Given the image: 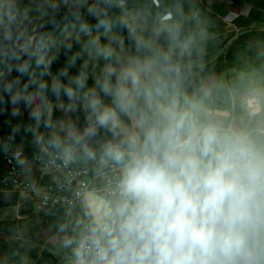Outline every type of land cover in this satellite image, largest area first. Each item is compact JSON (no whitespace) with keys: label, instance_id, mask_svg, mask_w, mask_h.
Wrapping results in <instances>:
<instances>
[{"label":"clouds","instance_id":"obj_1","mask_svg":"<svg viewBox=\"0 0 264 264\" xmlns=\"http://www.w3.org/2000/svg\"><path fill=\"white\" fill-rule=\"evenodd\" d=\"M60 3L77 21L87 7L104 29L102 44L80 23L89 36L82 51L105 61L102 74L89 87L85 62L70 76L76 54L52 76L51 41L28 30L29 10L19 0H0V103L7 98L13 115L23 104L35 128L52 129L46 142L39 134L36 142L65 166L78 155L98 156L102 167L118 169L114 195L97 203L78 239L65 240L66 247L75 245L74 264H264V128L210 120L203 99L186 93L191 64L184 58L191 57L193 42L181 39L174 20L157 17L143 36L127 19L109 16L114 7L126 13V0ZM45 4L59 7L54 0ZM35 11L48 15L44 4ZM113 27L128 28L134 54H124ZM45 76L52 77L50 84ZM49 92L62 111L82 107L83 129L61 123L58 134ZM101 130L106 138L96 141Z\"/></svg>","mask_w":264,"mask_h":264},{"label":"crops","instance_id":"obj_2","mask_svg":"<svg viewBox=\"0 0 264 264\" xmlns=\"http://www.w3.org/2000/svg\"><path fill=\"white\" fill-rule=\"evenodd\" d=\"M126 9L118 8L119 18L127 19L139 35L149 36L159 17L174 20L181 39L192 40V55L184 58L191 64L184 88L189 96L203 99L208 119L250 130L264 128V0H126ZM114 29L128 38L123 41L125 55L134 54L128 28L127 35ZM160 43L165 45L163 37ZM12 111L10 103H0V169L2 139L11 134L26 154L22 166L38 182L32 155L54 150L38 144L36 136L46 142L53 130L43 124L35 128L31 109L23 104L17 115ZM52 121L57 131L61 123L82 126L77 118ZM86 160L93 174L105 168ZM102 185L101 179L95 180V188ZM86 218L83 204L45 211L36 197L0 183V264H67L73 245L66 247L65 240L79 238Z\"/></svg>","mask_w":264,"mask_h":264},{"label":"built area","instance_id":"obj_3","mask_svg":"<svg viewBox=\"0 0 264 264\" xmlns=\"http://www.w3.org/2000/svg\"><path fill=\"white\" fill-rule=\"evenodd\" d=\"M26 154L11 134L2 139L0 169V183L5 189L16 190L36 197L39 208L45 211L55 206L67 205L75 207L83 204L87 209V217L91 214L86 196L90 193L109 197L114 195V181L118 169L109 166L101 172L93 174L90 163L81 156H77L67 166L55 151L43 150L32 155L34 167L37 171L38 182L29 176V171L22 166ZM91 160V159H89ZM94 161L99 162V157ZM101 179V188H95L94 182ZM87 222V220H86ZM85 222V223H86ZM84 223V224H85ZM67 264H74L73 248Z\"/></svg>","mask_w":264,"mask_h":264},{"label":"rangeland","instance_id":"obj_4","mask_svg":"<svg viewBox=\"0 0 264 264\" xmlns=\"http://www.w3.org/2000/svg\"><path fill=\"white\" fill-rule=\"evenodd\" d=\"M54 2L59 4V7L56 11H53L51 8H47V5L45 4V0H19V5L21 9L29 10L28 14L31 18V23L27 25L28 30L30 32H36L40 35H43L49 41H51V43L49 44V50L47 55L49 59H51L50 72L52 76L57 75V73L61 69L65 68L70 57L79 54L75 66L68 68V73L70 76L76 75L80 71L82 66L85 64V62H87L88 65L87 72L89 76L87 84L89 87H93L95 79L98 76H100L103 72L105 61H103L102 59L90 58L86 53L82 51L83 45L89 39V36L85 35L83 32L80 31L81 21L69 19L60 23L55 29H52L46 33L42 32V29H44L49 24L53 15L60 12L69 11L68 6L64 5L63 3H60V0H54ZM93 3H95V0H88L89 5ZM42 4L45 5L48 15L41 18L39 13L35 11V9L37 6ZM79 12L89 15L87 13V7L79 9ZM88 26L91 29L92 36H98L102 44L107 43L103 28L93 27L89 24ZM114 28H118V27H114ZM114 28L112 29L113 35L117 36L122 41L128 39L125 38L124 36L121 37L119 34L120 33L119 30H116ZM67 45H71V47L68 48ZM124 50H126V47H124ZM131 50H133V48H131ZM51 78H52L51 76H45L43 79L50 84ZM61 79L65 80L66 82L65 78H61ZM48 98L53 104L52 118L59 117L68 121L71 118L73 119L77 118L82 124V126H80L79 129H83L85 127L84 125H86V113L83 111L82 107H78L77 110L74 112H65L62 111L59 107H57L56 98L51 94V92L48 93ZM61 99L65 104L68 103L66 97L62 96ZM105 101L108 102V99L105 98ZM105 138H106V134L101 130V133L96 138V141H103ZM96 141L92 142L94 146L96 144Z\"/></svg>","mask_w":264,"mask_h":264},{"label":"trees","instance_id":"obj_5","mask_svg":"<svg viewBox=\"0 0 264 264\" xmlns=\"http://www.w3.org/2000/svg\"><path fill=\"white\" fill-rule=\"evenodd\" d=\"M109 11V16L113 17V18H119V13H118V8H111L108 10ZM69 19H74L76 20L69 11L66 12H60L57 13L55 15H53V17L51 18L49 24L42 29L43 33H46L52 29H55L60 23H62L63 21L69 20ZM81 22L87 23L93 27H96L97 25V19L90 16V15H86L83 13H80V20ZM120 28L123 33L125 35H127V28L126 27H118ZM17 75V73L15 71H13L12 76L15 77ZM6 102H7V98H6Z\"/></svg>","mask_w":264,"mask_h":264},{"label":"water","instance_id":"obj_6","mask_svg":"<svg viewBox=\"0 0 264 264\" xmlns=\"http://www.w3.org/2000/svg\"><path fill=\"white\" fill-rule=\"evenodd\" d=\"M86 201L90 211L92 212L93 208L97 205V203L105 202V199L98 194L90 193L86 196Z\"/></svg>","mask_w":264,"mask_h":264}]
</instances>
